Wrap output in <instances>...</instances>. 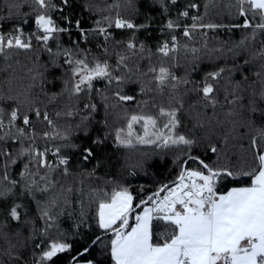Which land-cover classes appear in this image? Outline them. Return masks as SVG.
I'll use <instances>...</instances> for the list:
<instances>
[{
    "label": "trees",
    "instance_id": "16d2710c",
    "mask_svg": "<svg viewBox=\"0 0 264 264\" xmlns=\"http://www.w3.org/2000/svg\"><path fill=\"white\" fill-rule=\"evenodd\" d=\"M38 9L35 0H0V31L33 30ZM185 11L188 17L182 15ZM47 14L65 29L54 34L47 47L35 41L29 50L0 53V118L10 120L11 112L18 109L22 123L27 115L35 124L36 139L58 149L68 164L58 167L48 162L51 167H43L37 164L39 157L25 155L32 150V135L26 130L20 135L18 128L11 127L0 135V264H76L77 260L112 264L111 234H104L97 225L92 193L127 188L139 212L140 201L164 185H174L182 165L200 168L189 156L232 171L253 166V139L264 148L259 139L264 131L260 96L264 91V32L256 30L253 39L254 29L234 27L244 22L236 0H50ZM194 16L200 19L191 31L192 39L182 29L166 28L170 20L191 29ZM117 18L135 21L137 27L115 28ZM248 19L259 22L251 14ZM207 24L224 27H200ZM101 28L106 31L101 33ZM173 36L178 39L177 50L165 57L159 48ZM129 43L135 49H129ZM67 53L73 61L85 59L89 66L107 62L112 75L122 78L120 83L97 79L90 92L75 93L78 77L72 74L74 64L66 62ZM121 57H125L122 62ZM160 67L176 79L159 85L155 77ZM220 69L219 78L212 80L208 74ZM205 81L214 86V106L200 91ZM117 93L133 99L121 101ZM161 108L177 111L180 125L176 131L195 142L191 148L135 141L133 147L119 145L116 132L126 130L131 115L156 116L163 125L167 118L159 117ZM45 113L67 139L44 137L53 131L43 118ZM134 129L143 135L141 125ZM86 150L92 152L87 159ZM239 184L222 178L219 191ZM17 205L18 220L10 215ZM153 223L154 232L164 231L161 222ZM57 240L71 244V250L52 262H41L47 245ZM85 248L88 253L80 256Z\"/></svg>",
    "mask_w": 264,
    "mask_h": 264
},
{
    "label": "snow or ice",
    "instance_id": "6c2138e0",
    "mask_svg": "<svg viewBox=\"0 0 264 264\" xmlns=\"http://www.w3.org/2000/svg\"><path fill=\"white\" fill-rule=\"evenodd\" d=\"M66 2V0H65ZM176 3V0H171ZM39 6L35 17V25L42 35L36 37L47 47L48 41L52 40L54 34L64 32L65 29L59 27L55 20L47 14L50 7V0H35ZM239 16L244 18L241 25L234 27H244L254 29L252 38H255L256 30L264 32V0H236ZM196 8V5H190ZM249 14L253 18L259 17V22L253 24L249 21ZM184 17H188L187 11L183 12ZM200 17H192L191 29L185 28L183 35L192 39L191 31L195 30ZM116 28L133 29L137 26L130 21L117 18ZM168 28H173L174 24L169 21ZM209 29L224 27L223 25L207 24L200 25ZM101 33L106 30L99 29ZM173 46L165 42L159 52L167 57L170 52L176 51V37H172ZM32 47L31 38H25L22 32L10 35L7 38L0 35V53L5 49H24ZM136 45L128 44L129 49H135ZM142 47V46H141ZM51 52V49L48 48ZM193 52L196 49H192ZM69 64H74L72 74L78 77L74 84V92L91 91L93 81L97 79H107L109 83L113 80L120 83V77H114L107 62H96L94 66H89L85 59L73 61L70 53H67ZM264 55V53H262ZM125 57H121V62ZM151 71L156 72L155 68ZM223 72H210L208 75L212 80H217ZM257 75H260L257 73ZM159 85L164 86L166 81L176 79L172 77L169 70L160 67L155 77ZM203 98L211 105L216 101L213 97L214 86L207 81L200 89ZM119 100L129 101L132 96L120 95ZM264 100V91L260 93ZM88 107V106H86ZM93 109L94 105L91 106ZM255 111V109H253ZM2 112V110H0ZM19 110H13L10 114L9 126L19 119ZM36 115H41L36 110ZM59 115V113L57 114ZM159 117H166L163 125L158 123V117L152 115H131L128 118L127 128L119 129L116 132V140L119 145L133 147L140 145H158L160 147H180L191 148L195 143L192 139L179 134L176 130L180 125L176 110H159ZM44 120L53 129L52 132H45L46 139L57 137L67 139V136L56 130V125L49 119L47 113ZM24 125H29V117L23 116ZM141 125L143 135L135 132L134 126ZM4 127V121L0 118V129ZM20 135H24V129L18 128ZM260 140L264 141V131L261 132ZM254 164L248 169L232 171L224 168H214L200 160L198 157L189 156V159L198 161L199 169H190L182 165L177 180L173 186L164 185L159 190L140 201L136 206L141 211L136 212L133 207V195L127 188L113 189L110 193L99 191L92 193V197L97 202L96 219L99 229L104 234H111L109 241V255L112 264H264V148L257 146L253 139ZM57 149V153H58ZM212 152L217 149L213 147ZM87 159L92 155L91 150H86ZM25 155L34 158L39 157L37 164L43 167H51L46 159V152L26 150ZM56 154V153H54ZM15 163V161H13ZM59 164L67 165L68 160L61 158ZM66 171V169H65ZM27 173V165H25ZM223 179L231 178L240 182L239 186H233L227 191H219V185ZM247 178V183H244ZM47 179V177H41ZM47 190L46 187L41 189ZM164 193V195H161ZM13 207L10 215L13 219H19L17 208ZM135 213V215H133ZM45 216L48 213L44 212ZM50 218V217H49ZM154 221L161 222L165 228L163 232H154ZM97 237L96 240H100ZM96 241H93L95 244ZM71 244L62 241L50 242L46 250L40 257L41 262H52L58 254L70 251ZM89 248H85L80 256H85ZM79 264V261H76ZM87 264H93L91 260Z\"/></svg>",
    "mask_w": 264,
    "mask_h": 264
},
{
    "label": "built area",
    "instance_id": "2783aa9c",
    "mask_svg": "<svg viewBox=\"0 0 264 264\" xmlns=\"http://www.w3.org/2000/svg\"><path fill=\"white\" fill-rule=\"evenodd\" d=\"M169 21H170V20H168V21L166 22V28H167V29H170V28L167 27V24H168ZM130 22H132L133 24L136 25V22H135V21H130ZM136 26H137V25H136ZM186 27H187V26L182 27V26H176V25H174V27L171 28V29H175V30H177V31L182 29V30L184 31ZM115 28H116V27H115ZM187 28H189V27H187ZM123 29H128V28H123ZM133 29H134V28H133ZM18 32H22V33H23V36H24L25 38H31V42H32V43L35 42V41H36V42L43 43L42 41L36 39V37H37L38 35H42V33L39 32V30H38L36 27H35L33 30H31V31H7V32H2V31H0V35H4V36L7 38L8 36H10V35H15V34H17ZM82 34H83V37H84V38H87V34L85 33V31H83ZM175 37H176V36H175ZM50 41H51V40H50ZM50 41H48V43H49ZM165 42H167L170 46H173L172 37H171L170 40L165 41ZM165 42H163L162 45H163ZM43 44H44V43H43ZM162 45H161V46H162ZM177 45H178V39H177V37H176V44H175V47H177ZM49 119H51V120L54 122V124H55V120H54L53 118L49 117ZM3 121H4V127H3L2 129H0V135H1L6 129H10L11 127H12V128H22V129L28 131L29 133H31V135H32V149H34V150H36V151H40V152H46V159H47L48 162H50L51 164H55V165L58 166V167H59V166H62L61 164H59V160H60L61 158H63V157L59 154V152L57 153V150H56V149H53V148L47 146L45 143L39 141V140L36 139V137L34 136V135H35V131H36L34 122L30 121L29 125H24L23 122L20 123V122H19V119H18L17 121L14 122V125L10 127V126H9V121H10V120H4V119H3ZM46 122H47V121H46ZM49 127H50V126H49ZM54 153H56V154H54ZM161 195H164V193L161 194Z\"/></svg>",
    "mask_w": 264,
    "mask_h": 264
},
{
    "label": "crops",
    "instance_id": "0c3cea01",
    "mask_svg": "<svg viewBox=\"0 0 264 264\" xmlns=\"http://www.w3.org/2000/svg\"><path fill=\"white\" fill-rule=\"evenodd\" d=\"M79 264H87V262H79Z\"/></svg>",
    "mask_w": 264,
    "mask_h": 264
},
{
    "label": "water",
    "instance_id": "95a60500",
    "mask_svg": "<svg viewBox=\"0 0 264 264\" xmlns=\"http://www.w3.org/2000/svg\"><path fill=\"white\" fill-rule=\"evenodd\" d=\"M49 165H51V164H49ZM186 165H187V163L185 164V167H186Z\"/></svg>",
    "mask_w": 264,
    "mask_h": 264
}]
</instances>
